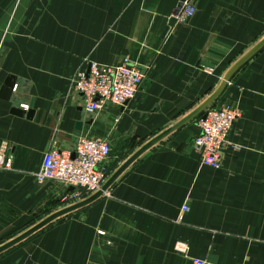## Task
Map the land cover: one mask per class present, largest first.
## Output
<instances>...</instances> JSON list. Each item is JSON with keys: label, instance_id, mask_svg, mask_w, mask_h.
Wrapping results in <instances>:
<instances>
[{"label": "crops", "instance_id": "1", "mask_svg": "<svg viewBox=\"0 0 264 264\" xmlns=\"http://www.w3.org/2000/svg\"><path fill=\"white\" fill-rule=\"evenodd\" d=\"M185 1L0 0V89L8 77L14 83L0 98V144L12 157L0 170V264H264V44L205 108L226 102L240 111L220 167L201 166L193 150L197 115L106 194L21 238L86 199L67 201L56 185L36 183L52 145L73 154L79 136L107 139L110 177L264 40V0H194L193 15L177 20ZM90 63H129L147 75L124 108L88 114L71 81Z\"/></svg>", "mask_w": 264, "mask_h": 264}, {"label": "built area", "instance_id": "2", "mask_svg": "<svg viewBox=\"0 0 264 264\" xmlns=\"http://www.w3.org/2000/svg\"><path fill=\"white\" fill-rule=\"evenodd\" d=\"M195 1L186 0L177 12L176 19L183 20L193 15ZM147 75L146 69H139L129 63L115 67H102L90 63L86 71L75 74L71 90L80 96L83 108L88 114L103 111L108 106L124 108L133 100ZM26 109V106L23 108ZM240 118V111L231 103L221 102L205 110L204 118L198 120L199 133L192 141V147L199 157L201 166L220 167L228 145V136ZM111 145L105 138L82 135L77 138L73 158L71 153L52 145L46 151L43 161L35 173V181L42 185L50 182L62 191L64 199L75 201L98 192L106 180L107 165L111 156ZM12 157L8 145L0 144V170L11 167ZM72 188V191L69 189ZM107 190L103 193L106 194ZM187 206L182 207V212ZM98 235L103 232L98 231ZM176 252L185 254L187 244L177 241ZM192 264H209L205 259L191 258Z\"/></svg>", "mask_w": 264, "mask_h": 264}, {"label": "water", "instance_id": "3", "mask_svg": "<svg viewBox=\"0 0 264 264\" xmlns=\"http://www.w3.org/2000/svg\"><path fill=\"white\" fill-rule=\"evenodd\" d=\"M174 21V20H173ZM264 44V40H262L259 44H257V46L250 51L248 54H246L241 60H239L230 70L229 72L225 75L222 83L220 84V86L218 87V89L214 92V94H212V96L210 98H208L203 104H201L196 110H194L191 114H189L187 117H185L183 120H181L180 122H178L175 126H173L172 128H170L169 130L165 131L164 133L158 135L156 138L150 140L149 142H147L144 146H142L139 150H137L134 154H132L107 180L106 182L103 184V186L101 187V189L96 192L95 194L89 196L88 198L84 199L83 201L76 203L72 206H69L51 216H49L48 218H46L45 220H43L40 224H38L37 226H35L34 228H32L30 231H28L27 233H25L21 238L27 236L28 234H30L31 232L41 228L42 226L48 224L49 222L53 221L55 218L61 216L62 214H65L69 211H72L76 208H80L82 206H85L89 203H91L92 201L96 200L97 198H99L100 196L103 195V193L108 190L110 188V186L114 183V181L118 178V176L132 163L134 162L142 153H144L147 149H149L150 147H152L155 143H157L159 140H161L164 136H166L168 133H170L171 131H173L175 128L181 126L182 124L186 123L187 121H189L190 119H192L193 117L197 116V115H201L202 118H204V110L205 108L219 95V93L222 91V89L224 88L227 80L229 79L230 75L233 73V71L244 61L246 60L255 50H257L258 48H260L262 45ZM13 81L11 77H8L5 81L4 84L2 85L1 89H0V98L4 99V100H8L10 98L11 92H12V88H13ZM15 115H22V113L18 112L17 110H13L12 111ZM80 123L76 124V127L79 129L80 128ZM71 157L73 158V154H71ZM70 191H72V188L69 189Z\"/></svg>", "mask_w": 264, "mask_h": 264}, {"label": "trees", "instance_id": "4", "mask_svg": "<svg viewBox=\"0 0 264 264\" xmlns=\"http://www.w3.org/2000/svg\"><path fill=\"white\" fill-rule=\"evenodd\" d=\"M107 174H110V172L108 171Z\"/></svg>", "mask_w": 264, "mask_h": 264}, {"label": "rangeland", "instance_id": "5", "mask_svg": "<svg viewBox=\"0 0 264 264\" xmlns=\"http://www.w3.org/2000/svg\"><path fill=\"white\" fill-rule=\"evenodd\" d=\"M204 112H205V110H204Z\"/></svg>", "mask_w": 264, "mask_h": 264}]
</instances>
